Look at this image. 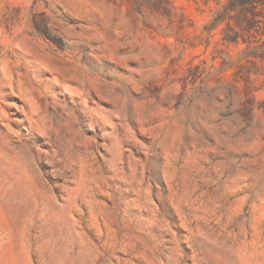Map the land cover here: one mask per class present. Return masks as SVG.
Segmentation results:
<instances>
[{
	"label": "rangeland",
	"instance_id": "obj_1",
	"mask_svg": "<svg viewBox=\"0 0 264 264\" xmlns=\"http://www.w3.org/2000/svg\"><path fill=\"white\" fill-rule=\"evenodd\" d=\"M224 2L0 0V264H264V58Z\"/></svg>",
	"mask_w": 264,
	"mask_h": 264
},
{
	"label": "trees",
	"instance_id": "obj_2",
	"mask_svg": "<svg viewBox=\"0 0 264 264\" xmlns=\"http://www.w3.org/2000/svg\"><path fill=\"white\" fill-rule=\"evenodd\" d=\"M222 12L233 21L226 23L223 41H241L244 54L264 58V0H225Z\"/></svg>",
	"mask_w": 264,
	"mask_h": 264
}]
</instances>
